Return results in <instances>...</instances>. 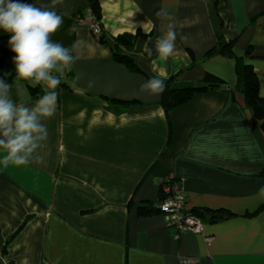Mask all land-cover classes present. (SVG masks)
<instances>
[{
  "label": "crops",
  "instance_id": "crops-1",
  "mask_svg": "<svg viewBox=\"0 0 264 264\" xmlns=\"http://www.w3.org/2000/svg\"><path fill=\"white\" fill-rule=\"evenodd\" d=\"M96 1L105 41L86 18L89 0L57 8L64 24L52 39L86 47L75 49L63 72L70 76L56 89L38 158L0 165V264H182L184 257L264 264V129L237 88L242 62L264 97V0ZM170 23L179 34L174 54L149 59L145 45ZM138 32L130 51L135 70L114 57L112 44ZM9 38L0 30V79L12 85ZM154 76L179 86L219 85L166 112L163 93L141 91ZM18 83L21 96L14 88V97L31 106L40 97L35 84ZM168 177L182 180L188 210L229 216L176 237L157 207Z\"/></svg>",
  "mask_w": 264,
  "mask_h": 264
},
{
  "label": "clouds",
  "instance_id": "clouds-1",
  "mask_svg": "<svg viewBox=\"0 0 264 264\" xmlns=\"http://www.w3.org/2000/svg\"><path fill=\"white\" fill-rule=\"evenodd\" d=\"M64 0H49L38 6L22 0H0V30L10 35L8 45L15 54L12 63L16 76L12 85L0 79V165H24L38 158V149L47 139L44 123L56 113L61 83L57 73H63L75 62L73 52L86 47L85 41H77L71 47L53 40V35L63 26L64 17L57 10ZM161 16V12L156 14ZM166 15V14H165ZM74 30V29H72ZM178 33L174 24H168L167 32L155 41V54L167 60L174 54ZM181 41L187 37L180 35ZM143 51L149 57L153 49L145 45ZM19 81H32L45 88L44 95L29 106L16 97L21 96ZM165 90L162 78L152 77L141 85V91L159 96ZM264 195V187L259 189Z\"/></svg>",
  "mask_w": 264,
  "mask_h": 264
},
{
  "label": "trees",
  "instance_id": "trees-1",
  "mask_svg": "<svg viewBox=\"0 0 264 264\" xmlns=\"http://www.w3.org/2000/svg\"><path fill=\"white\" fill-rule=\"evenodd\" d=\"M90 8L95 16V18L100 22L101 12L99 3L96 0H89ZM141 32L136 34L124 33L117 36L112 44V50L114 57L118 60L126 64L129 68L140 70L136 65L134 59L130 55V51L132 50L137 38ZM101 41H105L104 33L100 37ZM155 43L149 42L148 47L153 49V55L147 57L149 59L155 58L157 55L155 54ZM124 48L126 50H124ZM226 49V48H224ZM219 51H224L223 48H220ZM212 53V52H210ZM58 77L61 80V85H66L67 80L66 76H70L69 73H58ZM218 83H212L209 80H206L201 83L191 84L187 86H179L173 83L172 81H168L165 83V90L162 95L161 103L166 112H168L171 108L178 106L189 100L192 95L196 91H204L209 89L210 87L218 86ZM237 88L240 90L245 98V104L249 107L253 113L261 120L262 128L264 129V97L260 95V84L256 73L253 71L251 65L243 64L242 62H238L237 64ZM31 91L34 96L44 95L45 89L42 88L41 85H31ZM264 207V205L262 206ZM191 212L201 218L206 222L208 221H218L223 218L229 216L227 212L220 211H212L206 210L204 208H196L192 209Z\"/></svg>",
  "mask_w": 264,
  "mask_h": 264
},
{
  "label": "built area",
  "instance_id": "built-area-1",
  "mask_svg": "<svg viewBox=\"0 0 264 264\" xmlns=\"http://www.w3.org/2000/svg\"><path fill=\"white\" fill-rule=\"evenodd\" d=\"M86 18L92 32L100 38L103 30L91 8L87 10ZM42 88L45 89L43 86ZM161 188L162 197L157 203V207L165 215L168 227L175 230V236L179 237L185 231L202 233L205 221L187 209L185 205L186 194L183 189L182 180L171 177L165 178L162 180ZM210 239L212 238H208L207 240ZM181 262L182 264H195L198 262V259L195 257H184L181 258Z\"/></svg>",
  "mask_w": 264,
  "mask_h": 264
}]
</instances>
